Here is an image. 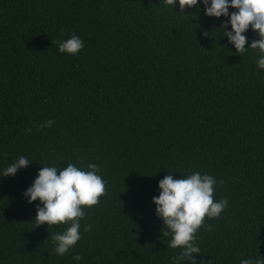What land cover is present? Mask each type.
Segmentation results:
<instances>
[{
	"label": "trees",
	"instance_id": "trees-1",
	"mask_svg": "<svg viewBox=\"0 0 264 264\" xmlns=\"http://www.w3.org/2000/svg\"><path fill=\"white\" fill-rule=\"evenodd\" d=\"M198 7L0 0V167L31 161L0 179V264H73L72 254L81 264H170L176 250L152 198L165 175L192 171L222 180L214 199L229 201L199 229L197 264L264 258V70L255 50L237 55L222 38L225 18ZM72 33L83 49L59 54ZM65 163L97 164L105 194L85 210L74 248L56 256L51 235L64 226L35 227L38 201L23 192L43 166Z\"/></svg>",
	"mask_w": 264,
	"mask_h": 264
},
{
	"label": "clouds",
	"instance_id": "clouds-1",
	"mask_svg": "<svg viewBox=\"0 0 264 264\" xmlns=\"http://www.w3.org/2000/svg\"><path fill=\"white\" fill-rule=\"evenodd\" d=\"M168 5H178L181 13L185 8L192 9L203 5L202 11L206 17L225 18L221 25L222 38H226L237 55L255 50L254 61L258 70H264V0H164ZM232 10L231 12L229 10ZM230 28V30H228ZM251 29L258 39L248 41L245 33ZM207 37L208 33L202 32ZM248 47L245 48V44ZM84 42L76 33L58 42L59 54L77 56L83 49ZM55 121L49 119L39 128H49ZM31 128L25 129L30 134ZM30 160L25 156L18 157L6 167H0V179L14 177L18 170L27 168ZM43 166L37 173L32 184L23 192V198L28 204L37 202L35 227L42 225L50 227L64 226L63 231H55L51 235L52 253L64 256L70 253L81 238V220L85 210L97 205L99 198L105 194V181L99 174L97 164L88 163L80 166L78 163H65ZM174 173V172H173ZM223 181L209 174L192 171L179 179H174L169 173L159 180L158 196H153L152 203L155 216L162 221L161 235L168 239L167 249L176 250L170 258V264H197L201 257V249L197 243V233L205 218L216 219L227 208L229 201L214 199L215 186ZM207 228V225H204ZM91 226L85 224L83 231L88 232ZM73 264H81L82 257L72 254ZM240 264H264L260 255L240 260Z\"/></svg>",
	"mask_w": 264,
	"mask_h": 264
}]
</instances>
